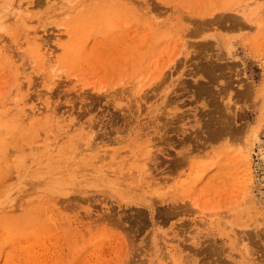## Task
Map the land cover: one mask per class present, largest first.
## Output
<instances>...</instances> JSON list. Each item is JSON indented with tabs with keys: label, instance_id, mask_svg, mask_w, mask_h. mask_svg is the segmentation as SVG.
I'll return each instance as SVG.
<instances>
[{
	"label": "rangeland",
	"instance_id": "obj_1",
	"mask_svg": "<svg viewBox=\"0 0 264 264\" xmlns=\"http://www.w3.org/2000/svg\"><path fill=\"white\" fill-rule=\"evenodd\" d=\"M257 138L264 0H0V264H264Z\"/></svg>",
	"mask_w": 264,
	"mask_h": 264
},
{
	"label": "bare ground",
	"instance_id": "obj_2",
	"mask_svg": "<svg viewBox=\"0 0 264 264\" xmlns=\"http://www.w3.org/2000/svg\"><path fill=\"white\" fill-rule=\"evenodd\" d=\"M256 141L258 142V144L256 145L258 148V152H257V156H258L257 169L258 170L257 171L261 176L264 173V141L258 138L256 139Z\"/></svg>",
	"mask_w": 264,
	"mask_h": 264
}]
</instances>
